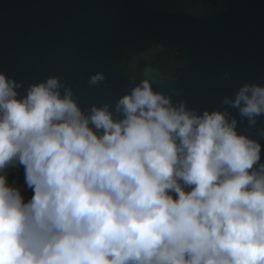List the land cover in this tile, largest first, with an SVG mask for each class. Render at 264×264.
<instances>
[{
  "label": "clouds",
  "instance_id": "1",
  "mask_svg": "<svg viewBox=\"0 0 264 264\" xmlns=\"http://www.w3.org/2000/svg\"><path fill=\"white\" fill-rule=\"evenodd\" d=\"M151 71L87 111L57 76L20 95L0 72V264H264V149L248 134L264 84L224 96L238 131L228 107L174 102ZM21 166L28 199L8 181Z\"/></svg>",
  "mask_w": 264,
  "mask_h": 264
},
{
  "label": "water",
  "instance_id": "2",
  "mask_svg": "<svg viewBox=\"0 0 264 264\" xmlns=\"http://www.w3.org/2000/svg\"><path fill=\"white\" fill-rule=\"evenodd\" d=\"M158 43L164 52H153ZM145 68L153 88L174 102L198 112L228 107L224 96L241 84H264V0H0V72L22 82L20 95L57 76L87 111L114 105ZM96 72L105 80L89 85ZM228 110L243 131L247 121ZM261 127L264 116L248 134L264 149ZM14 180L30 198L22 166L9 170Z\"/></svg>",
  "mask_w": 264,
  "mask_h": 264
}]
</instances>
